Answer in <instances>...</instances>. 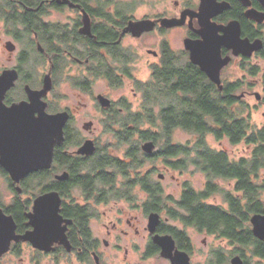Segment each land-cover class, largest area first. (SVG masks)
<instances>
[{"label": "flooded vegetation", "instance_id": "flooded-vegetation-1", "mask_svg": "<svg viewBox=\"0 0 264 264\" xmlns=\"http://www.w3.org/2000/svg\"><path fill=\"white\" fill-rule=\"evenodd\" d=\"M207 1V13L200 17L201 0H0V75L4 72L16 75L13 86L3 96L2 105L12 108L31 104L28 92L41 91L45 77L49 76L51 88L41 98L44 111L47 115L67 114L63 142L54 148L48 170L51 182H66L72 171L78 178L88 176L95 180L103 158L126 155V151L123 157L116 155L119 134L126 130L164 133L163 116L201 114L204 109L198 102L204 97L209 106L216 99L223 101L222 114L230 111L238 119L245 118L246 97L253 94V87L264 86L259 64L264 59V20L256 22L247 12L253 10L264 15V4L260 0H248L249 6L239 0ZM166 20L177 24L167 26ZM143 22H149L145 25L148 30H127L130 25L139 26ZM233 22L239 27L241 40L247 39L250 44L259 40L261 48L250 55L239 51L236 54L234 49L225 46H220L214 54L210 49H202L205 42L220 40ZM172 36H180V44ZM214 55L216 61H213ZM225 59L229 61L219 70V85L197 64L203 61L219 65ZM230 68L238 69L243 76L230 79L227 73ZM97 82H102L105 90L96 92ZM183 82L191 87L181 88ZM60 83L92 98L100 116L98 124L113 142L102 144V135L94 136L96 129L92 121L84 122L81 132L73 126L74 112L55 101ZM124 86L129 87L133 101L127 94L118 99L111 97L113 90ZM134 117L161 119L157 124L145 123L147 128L144 125L134 128L133 122L125 121ZM177 130L188 133L181 127L172 128L170 133ZM86 142H91L93 151L81 154ZM240 144L244 142L237 145ZM155 170L152 171L155 173ZM104 172L108 176L113 174L107 167ZM0 173L8 178L3 170ZM62 173H67V178L56 180ZM64 189L65 193H55L59 198L58 216L63 233L59 231L42 248L27 241H12L8 251L0 256V264L7 258L8 264H171L179 258L181 261L187 258L188 264H194L198 252L189 229L226 242L227 249L220 246L210 252L207 264H213L221 253L228 264L233 257H240L239 246H230L227 240L182 222L180 214L185 213L178 206L182 193L178 200L162 193L164 199L151 210L147 193H141L144 196L141 199L139 193H132V198L117 199L112 195L116 193L108 196L100 193L99 188L84 186L81 182ZM45 194L50 193H14L8 205L0 200L4 213L6 206L16 202L27 205L22 211L15 208L21 211L16 217L5 213L13 218L15 236L34 230L27 215L32 212L35 199ZM218 195L223 197L221 193ZM213 196H208L203 203L214 206L207 202ZM120 203L126 205L120 206ZM224 204L219 207L226 210L228 205ZM151 215L157 218L153 227L149 222ZM155 237L162 238L163 246L154 242Z\"/></svg>", "mask_w": 264, "mask_h": 264}, {"label": "trees", "instance_id": "trees-1", "mask_svg": "<svg viewBox=\"0 0 264 264\" xmlns=\"http://www.w3.org/2000/svg\"><path fill=\"white\" fill-rule=\"evenodd\" d=\"M183 83L181 88L191 87L189 83ZM223 104V101L216 99L213 106H209L204 97L198 102V105L205 110L201 114L167 115L160 118L164 133H134L126 130L127 132L119 134L118 142L128 145L126 155L124 158H103L99 162L100 173L95 180H91L88 176L78 178L72 171L66 182H51L48 179V171H39L21 180L22 193L26 195L49 191L65 193L64 187L74 182H81L84 186L93 185L99 188L100 193H108V196H111L110 193H116L112 195L117 199L132 198L134 197L132 193H147L150 199L148 206L154 210L159 206L160 200L164 199L162 194L164 191L160 182L153 178L154 172L143 170L146 160L152 161L160 157L168 168L175 171H184L188 166H193L205 175L207 182L204 190L200 192L194 190L188 183L183 184L182 197L178 204L185 213L180 214L182 222L227 240L230 246H239L240 257L244 264H248V255L264 261V242L253 236L249 222L251 216L263 214L264 210V127L253 130L248 112L244 119H238L230 111L228 114H222ZM231 105L230 101L229 107ZM160 119L134 117L125 121L133 122L134 128H137L145 123L157 124ZM175 127H181L195 135L196 140L192 146L174 144L171 141L170 131ZM208 135H213L217 141L226 138L231 145L244 142L251 150L250 155L239 161H233L226 152L215 151L208 146L206 141ZM146 141L157 144L158 152L150 155L142 153L140 144ZM106 167L113 170L112 176L104 172ZM115 175L116 178L113 177ZM216 179L232 181L233 190L219 188ZM6 180L10 190L16 193L8 178ZM220 193L223 195L224 203L228 205L226 210L203 203L208 196ZM24 206H27L25 202H16L12 206H6L4 211L16 217ZM17 207L21 208L20 212L15 209ZM226 263L227 260L221 253L213 264Z\"/></svg>", "mask_w": 264, "mask_h": 264}, {"label": "water", "instance_id": "water-1", "mask_svg": "<svg viewBox=\"0 0 264 264\" xmlns=\"http://www.w3.org/2000/svg\"><path fill=\"white\" fill-rule=\"evenodd\" d=\"M249 6L248 0H239ZM264 4V0H260ZM208 1L201 0L200 17L204 16L208 10ZM247 16L256 22H262L264 15L249 10ZM164 23L167 26L177 24L176 21L166 20ZM179 24V23H178ZM149 22H143L141 25L132 24L127 30H148ZM239 27L237 23L229 24L225 35L215 42L207 41L202 46L213 51V54L219 50L220 46H225L228 49H234L235 53L250 55L254 50L261 48V41H256L250 44L247 39L239 38ZM194 60V59H193ZM213 61H216L214 55ZM225 59L219 65L214 62L198 61L197 64L207 76L219 85V70L222 66L228 63ZM16 80L14 72H4L0 75V169L7 175L17 194L22 193L20 186L21 180L25 177L37 173L39 171H48L51 169L53 162L54 148L63 142V128L67 121L66 113H58L55 115H47L44 111L41 98L51 88L49 76H46L43 81V89L38 92H28L31 104H19L12 108H5L2 105V99L5 92L13 86ZM257 100L260 99L259 94H255ZM37 114V116H35ZM141 150L145 154H153L155 144L152 141L145 142L141 146ZM93 151L91 142H86L81 154H89ZM67 173H62L55 177L58 181H64L67 178ZM160 180L163 179L159 175ZM50 194L42 195L35 199L32 207V212L27 215L29 224L34 228L32 232L24 236H15V223L13 218L6 215L0 209V256L6 253L12 241H27L33 246L44 247L60 229L61 220L58 216L59 198L55 194L57 192H47ZM156 216L151 215L149 218L150 225L153 227L156 224ZM251 231L253 236L264 242V210L263 214H255L250 220ZM162 238L155 237V243L163 246L160 241ZM164 252V250H163ZM186 257L183 254H180ZM188 264L187 258L184 260H172L171 264ZM229 264H243V260L239 256H235L230 260Z\"/></svg>", "mask_w": 264, "mask_h": 264}, {"label": "rangeland", "instance_id": "rangeland-1", "mask_svg": "<svg viewBox=\"0 0 264 264\" xmlns=\"http://www.w3.org/2000/svg\"><path fill=\"white\" fill-rule=\"evenodd\" d=\"M167 6V5H166ZM180 36H172V40L177 44L179 43ZM7 58V54L3 55V59ZM2 59V58H1ZM256 64V63H254ZM259 64L261 65L262 68V73L264 74V59L259 61ZM228 76L230 79L234 80L236 77H242L243 74L242 72H239L238 69H232L230 68L228 70ZM250 81H252L250 79ZM105 86L102 82H97L96 86L94 87V90L96 92H100L105 90ZM245 90H249L247 87ZM264 86H255L252 88L253 94H259L260 99L257 101L255 95H248L246 97V113L248 112L250 118H251V124H252V129L257 130L261 129L264 127V101H262V97L264 98ZM111 97L114 99H118L125 94L133 101L132 94L129 91V87H123L118 90H113ZM241 92H239L240 94ZM57 95V100L55 101L60 104L61 107H67L70 110L74 112V122L73 126L76 127L78 131L81 132V125L84 122L87 121H92L94 123L96 132L94 136H100L102 135L101 142L102 144L108 143V142H113V139L109 137V134L104 133V129H101V125L98 124L100 120V116L97 114L95 107L92 103V98L90 96H85V94H82L78 92L77 90L73 89L71 86L68 84L60 83L57 92L55 93ZM262 101V102H261ZM136 103V102H135ZM137 104V103H136ZM246 116V114H245ZM144 127L147 128L149 127L148 125L144 124ZM83 132V131H82ZM83 135L84 132H83ZM196 137L193 134L186 133L180 130L175 131L171 135V141L176 143V144H181V145H188L192 146V144L195 142ZM161 141V140H160ZM206 141L208 142V145L210 147H213L218 150H225L229 155L231 160L236 161L242 157L246 158L250 155L251 150L246 147L245 144H240V145H231L229 141L225 138L222 139L220 142H218L216 139H214L213 136L208 135L206 136ZM118 143V148L116 151V155L123 157L125 151L128 148L127 144H120ZM157 150H159V147H157ZM167 166L162 162L161 159H154V160H149V162L145 163L143 170L146 169H156L155 173L153 174V178L155 180H158L157 177L159 176L158 174H161L163 176L162 180H159L160 185L164 191V196H171L174 199L178 200L180 197V194L182 193V188L184 183H188L189 186H191L194 190L197 192H200L204 190L207 179L205 175L200 173V171L196 170L195 167L193 166H188V168L184 171L180 170H171L167 169ZM216 184L218 185L219 188H223L228 191L233 190V182L232 181H224V180H215ZM78 193V192H74ZM138 197L141 199L144 196L139 193L137 194ZM14 197V192L10 190L9 188V183L7 182L5 176L0 173V200L5 202L6 205L9 204V201ZM264 199V195H263ZM209 204H212L214 206H225L223 202V197L221 195L215 194L213 197H211L208 201ZM120 206H125L126 204L120 203ZM189 236L193 240L195 247L197 249V255L195 256L193 262L194 264H207V259L209 261V254L212 252L214 249L219 248L220 246H223L225 249L226 247V242L220 241L216 237H206L204 235H199L195 231L189 229L188 231ZM205 240V245H203V241ZM248 264H264V261H261L257 258H254L250 255H248ZM10 261L9 258H7L4 261V264H8ZM228 264V262L226 263Z\"/></svg>", "mask_w": 264, "mask_h": 264}, {"label": "bare ground", "instance_id": "bare-ground-1", "mask_svg": "<svg viewBox=\"0 0 264 264\" xmlns=\"http://www.w3.org/2000/svg\"><path fill=\"white\" fill-rule=\"evenodd\" d=\"M154 143V142H153ZM156 146V145H155ZM156 148V147H155Z\"/></svg>", "mask_w": 264, "mask_h": 264}]
</instances>
